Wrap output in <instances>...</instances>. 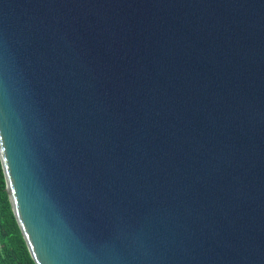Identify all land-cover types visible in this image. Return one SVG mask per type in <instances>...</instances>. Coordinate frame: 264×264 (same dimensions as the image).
Masks as SVG:
<instances>
[{
    "label": "water",
    "instance_id": "1",
    "mask_svg": "<svg viewBox=\"0 0 264 264\" xmlns=\"http://www.w3.org/2000/svg\"><path fill=\"white\" fill-rule=\"evenodd\" d=\"M0 161L35 264H264V0H0Z\"/></svg>",
    "mask_w": 264,
    "mask_h": 264
},
{
    "label": "trees",
    "instance_id": "2",
    "mask_svg": "<svg viewBox=\"0 0 264 264\" xmlns=\"http://www.w3.org/2000/svg\"><path fill=\"white\" fill-rule=\"evenodd\" d=\"M0 264H35L16 222L0 161Z\"/></svg>",
    "mask_w": 264,
    "mask_h": 264
}]
</instances>
